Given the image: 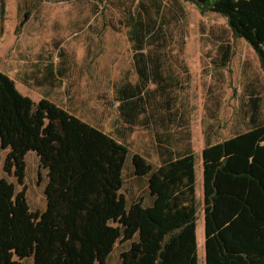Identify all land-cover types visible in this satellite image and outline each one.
Here are the masks:
<instances>
[{
  "label": "trees",
  "instance_id": "16d2710c",
  "mask_svg": "<svg viewBox=\"0 0 264 264\" xmlns=\"http://www.w3.org/2000/svg\"><path fill=\"white\" fill-rule=\"evenodd\" d=\"M182 1L200 16L222 18L264 74V0ZM17 9L19 28L30 10ZM4 12L1 3L2 22ZM126 19L134 79L114 87L118 116L127 126L150 120L165 128L183 110L172 95L176 78L168 73L170 61L181 58L167 53L160 28L151 30L135 14ZM141 43L148 46L144 53ZM247 123L241 133L206 139L199 153L204 264H264V122L250 115ZM30 152L47 171L44 211L31 210L26 201ZM179 153L157 168L132 154V174L146 178L151 203L126 206L119 193L126 145L46 99L33 102L0 72V264L26 258L33 264H106L116 243L126 242L115 264H197L195 156L189 149Z\"/></svg>",
  "mask_w": 264,
  "mask_h": 264
},
{
  "label": "rangeland",
  "instance_id": "374dc122",
  "mask_svg": "<svg viewBox=\"0 0 264 264\" xmlns=\"http://www.w3.org/2000/svg\"><path fill=\"white\" fill-rule=\"evenodd\" d=\"M1 3L5 12L4 21L0 20V72L21 90H40L37 88L44 84L50 68L57 77L50 81L51 90L57 88L65 93L72 89L73 94H80L76 106H92L95 101L107 106L111 103L109 108L114 113V87L124 79H134V48L124 22L128 15L135 14L151 30L160 28L167 53L181 58L178 63L170 61L168 73L176 78L172 95L177 103H187L195 149L200 145L196 138L200 127L204 137L214 142L248 129L250 115L256 123L264 122V74L256 56L243 40L230 34L224 20L216 15L200 16L182 0H0ZM18 7L23 12L30 10L27 21L19 28L22 14H18ZM141 47L143 53L148 49L143 43ZM139 137L136 134L129 139V152L142 150L138 148L142 144ZM153 160L149 159V164ZM37 168L35 159L28 157L25 187L30 193L37 187ZM194 176L196 257L197 264H204L201 166L195 168ZM131 177L125 165V198L130 203L137 198L148 202L144 180ZM128 245L129 242L116 243L106 264H115Z\"/></svg>",
  "mask_w": 264,
  "mask_h": 264
},
{
  "label": "crops",
  "instance_id": "0c3cea01",
  "mask_svg": "<svg viewBox=\"0 0 264 264\" xmlns=\"http://www.w3.org/2000/svg\"><path fill=\"white\" fill-rule=\"evenodd\" d=\"M58 74L61 75L62 72L59 71ZM44 78H45L43 80L44 84H41V86L37 88L40 90H37L35 92L21 90L17 87V85L15 86L23 96L29 97L33 102L36 103L41 99H46L52 102L53 104H55L56 106L67 111L68 114L98 129L99 131L108 135L117 142L124 143L127 149L129 146V139L132 140L136 134L140 135L139 138L142 139V144L140 147L138 146V148L142 149L143 152L142 150L138 152L128 151V155L125 157L124 165L122 168V173H121L122 178H123L125 165H127L129 168V172L131 173L132 176L131 178L144 180L146 187L145 177H135L132 174V167L130 164V156L132 154L139 155L148 163H149V159L151 160L154 158L153 164L150 163V165L153 168H157L167 160V156L169 157L171 156L174 158L175 154L179 153V151H182V149L183 150L189 149L195 156L196 164H194V168H193L194 175H195V168L200 167L199 153L201 149L204 147L205 141L208 138L206 136L204 137L203 129L201 127L198 128V131L196 132V138L199 140L200 145L198 146V149H195L193 147V140H194L193 129H191V125H190V113L187 111L188 109L187 103L179 104L176 102V105L183 110L179 109V111L177 112V116L175 118V122L170 123L165 128H163L162 126H158L154 123H151L150 120L145 121L142 125L140 124L136 126H127L119 118L117 110L114 113H112L111 108H109L111 107V103H109V105L107 106L106 103L103 104L101 102L98 104L95 101L93 102L94 104L92 106L88 105L86 107L84 104H81L82 106H76V101L81 100L80 99L81 96H78L80 94L78 93L73 94L74 92L72 91V89H67L65 92L67 94L66 96V94L60 89L53 88L51 90L50 81L55 80L57 77L54 76L50 68L46 71V75L44 76ZM56 82L59 83V80H56ZM179 119H181V122L179 121ZM165 137L167 138L166 141L164 139ZM28 157L35 159L38 168H37L36 190L34 193H30L29 191L25 190L26 201L31 210L44 211L46 207L44 188L48 180L47 171L40 167L39 160L36 154L30 152L25 156L26 173H27ZM40 179L42 180L40 181ZM195 180L196 179L194 176V185H195ZM123 181L124 180L122 179V186L119 193L123 196L126 202V206H128L130 202L125 198V196L122 193V188L124 184ZM199 182H200V178H199ZM195 196L196 194L194 188V201H195ZM137 200H140V198L133 199L132 202ZM141 203L144 206L149 205L151 203L150 197L148 196V202L144 203L143 201H141ZM21 264H33V262L31 258H26L21 261Z\"/></svg>",
  "mask_w": 264,
  "mask_h": 264
}]
</instances>
